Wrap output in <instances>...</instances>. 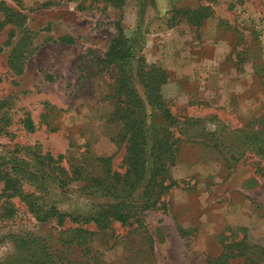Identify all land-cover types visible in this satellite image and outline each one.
Listing matches in <instances>:
<instances>
[{"label": "rangeland", "instance_id": "374dc122", "mask_svg": "<svg viewBox=\"0 0 264 264\" xmlns=\"http://www.w3.org/2000/svg\"><path fill=\"white\" fill-rule=\"evenodd\" d=\"M116 22L144 70L164 74L149 105L130 76L145 156L158 139L169 145L164 184L176 185L98 229L81 219L129 180L124 103L101 60ZM0 174L12 184L0 182V261L29 238L42 264H213L226 228L264 246V0H0ZM23 199L63 222L36 221Z\"/></svg>", "mask_w": 264, "mask_h": 264}, {"label": "trees", "instance_id": "16d2710c", "mask_svg": "<svg viewBox=\"0 0 264 264\" xmlns=\"http://www.w3.org/2000/svg\"><path fill=\"white\" fill-rule=\"evenodd\" d=\"M111 6L115 8H121L125 5L126 0H108ZM115 35L110 40L106 51L101 58L103 63L113 64L116 77L114 84V94L116 96V103H124L123 108H115L118 111L116 119L121 123V131L119 134V140L125 142V153L127 157L129 180L119 195L115 193L109 198L104 207L97 210V214L88 217H83L81 221L85 224L92 223L98 229H101L103 223L109 221H116L119 224L125 223L128 216V207L137 206L138 210L145 211L154 206L157 202L158 196L165 190L176 185L175 182L170 181L164 184L166 178L164 175L165 167L169 163L166 156L168 152L165 149H169V145L158 139L154 144V147L150 149L149 155L146 157L143 150L146 140V134L143 130V117H144V101L141 97L135 93V83H133L130 76L131 71L135 69V75L137 78V84L142 89L144 100L146 105L152 104L153 99L157 98V90L161 83L164 81V74L154 69L144 70L140 58L135 59L134 52L130 49L128 41L125 38L123 31L119 25V22L114 24ZM16 56L14 53L8 58L9 66L18 74L21 72V65L16 67ZM133 61L135 67L133 66ZM117 104V105H118ZM153 106V105H152ZM135 116V117H134ZM161 119L165 118V115H159ZM22 122V126L25 131L32 132L33 126L29 119ZM28 120V121H27ZM61 156L58 155L57 159ZM146 158L150 159V165L146 168ZM100 162H106L103 159ZM145 172L148 175H145ZM115 178V184L117 183L116 174L111 173ZM97 181L96 178H93ZM0 182H2V190H9L12 188L11 181L5 174H0ZM110 186H114L111 184ZM138 190V195L136 191ZM135 193V199L132 193ZM133 197V198H131ZM24 204L27 207V211L32 215L36 221H45L51 217L56 216L57 222L62 223L64 216L58 214L54 209H49L39 215L33 206L30 205L25 199ZM73 219L72 221H74ZM224 232H229V235H223ZM236 232L240 233V238L231 239V235ZM242 233V235H241ZM36 239L29 238L28 241L20 242L12 246L13 253L11 257L0 261V264H42L39 261V255H37L38 261L35 260L34 243ZM219 255L215 257L213 264H264V246H258L249 244L245 239L244 230L242 228H226L220 234L218 240ZM41 251V249H39ZM47 252V250H46ZM47 256V254H45ZM18 259V260H17ZM211 264V263H210Z\"/></svg>", "mask_w": 264, "mask_h": 264}, {"label": "crops", "instance_id": "0c3cea01", "mask_svg": "<svg viewBox=\"0 0 264 264\" xmlns=\"http://www.w3.org/2000/svg\"><path fill=\"white\" fill-rule=\"evenodd\" d=\"M24 63L21 65V72L19 73L20 75L23 73V71H24ZM6 68H7V70H8V72L9 73H11L12 75H14L15 77H18V73L17 72H15L10 66H9V64H8V59L6 60ZM44 79L46 80V81H49V82H51V81H56L55 80V78L54 77H51V76H49V75H44ZM30 118V117H29ZM30 120H31V118H30ZM32 126H34L33 125V122H32Z\"/></svg>", "mask_w": 264, "mask_h": 264}]
</instances>
